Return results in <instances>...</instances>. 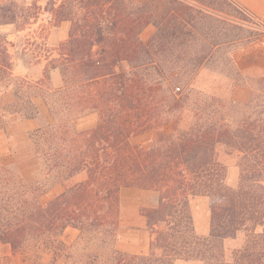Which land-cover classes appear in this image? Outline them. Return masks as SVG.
<instances>
[{"label": "trees", "instance_id": "trees-1", "mask_svg": "<svg viewBox=\"0 0 264 264\" xmlns=\"http://www.w3.org/2000/svg\"><path fill=\"white\" fill-rule=\"evenodd\" d=\"M43 13L69 31L39 81L13 74L10 43L0 37V89H13L14 113L36 118L37 97L49 112L30 134L43 178L29 183L0 162V243L26 264H264V76L243 74L234 57L237 45L263 37V17L235 0H0V27L21 30ZM204 69L223 75L225 95L195 89ZM91 114L97 124L77 130ZM152 129L149 148L133 144ZM220 149L237 159L234 187ZM125 188L159 195L156 208L141 209L152 236L147 255L117 248ZM195 196L212 200L207 236L195 231ZM68 228L78 231L72 243L63 240ZM239 233L245 240L227 260L224 242Z\"/></svg>", "mask_w": 264, "mask_h": 264}, {"label": "rangeland", "instance_id": "rangeland-1", "mask_svg": "<svg viewBox=\"0 0 264 264\" xmlns=\"http://www.w3.org/2000/svg\"><path fill=\"white\" fill-rule=\"evenodd\" d=\"M29 2L33 0H28ZM45 5L47 0H39ZM138 1V0H135ZM241 5V4H240ZM242 6V5H241ZM244 7V6H243ZM246 8V7H245ZM264 19V15H261ZM48 15L43 13L38 21L24 29L17 30L15 26H1L0 37L6 39L9 45L13 63V74L15 76L27 77L32 81H39L43 78L47 58L52 54L56 56L55 50L61 42L68 37L69 24L65 23L59 28H53L48 25ZM155 28L150 25L144 29L141 38L147 41L154 33ZM264 45V35L258 41L249 45H237L235 47V61L238 69L248 76L259 77L257 70L253 67L256 60L253 57L256 51ZM54 51V52H53ZM223 75L211 69H204L200 72L194 82L195 89L218 96L227 93L228 82L222 79ZM51 82L53 87H59L62 84V77L58 70L51 72ZM238 100H245L248 97V91L238 89L235 95ZM15 101L12 88L0 89V115L2 117L0 124V162L17 169L23 179L29 183L41 180L42 171L39 163L33 159L34 146L30 134L35 129L44 126L49 120V112L43 99L37 97L35 103L39 109V115L34 119H25L14 113L12 107ZM98 115L91 114L78 120L76 128L79 131L94 127L97 124ZM164 132H171L172 127L160 129ZM158 129L149 130L132 139L133 144L139 145L144 149L151 146L157 136ZM220 160L227 166L229 186H236L239 169L237 159L226 155L223 149H220ZM84 174L75 177L73 180L57 184L49 189L41 197V202L47 204L50 200L62 193L66 185H71L82 181ZM78 236V231L74 228H68L63 240L66 243H72ZM245 240V234L239 233L236 239H227L224 242L226 259L230 260L231 252L239 247ZM0 264H26L25 258L21 254H14L6 259H0ZM202 264V263H201Z\"/></svg>", "mask_w": 264, "mask_h": 264}, {"label": "crops", "instance_id": "crops-1", "mask_svg": "<svg viewBox=\"0 0 264 264\" xmlns=\"http://www.w3.org/2000/svg\"><path fill=\"white\" fill-rule=\"evenodd\" d=\"M258 15H264V0H235ZM259 76H264V45L256 51L253 57ZM159 195L156 191L140 190L135 188L122 189L121 202V227L117 248L125 253L147 255L149 253L152 236L147 229V220L141 214L142 208H156ZM211 198L195 196L191 198V210L194 219L195 231L199 236L210 233ZM234 240V239H233ZM13 255L11 247L0 243V259ZM174 264H201L199 261L177 260Z\"/></svg>", "mask_w": 264, "mask_h": 264}]
</instances>
